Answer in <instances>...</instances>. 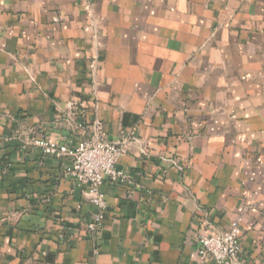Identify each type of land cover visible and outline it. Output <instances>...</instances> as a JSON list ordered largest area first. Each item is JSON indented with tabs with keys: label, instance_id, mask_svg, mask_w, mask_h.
Listing matches in <instances>:
<instances>
[{
	"label": "crops",
	"instance_id": "obj_1",
	"mask_svg": "<svg viewBox=\"0 0 264 264\" xmlns=\"http://www.w3.org/2000/svg\"><path fill=\"white\" fill-rule=\"evenodd\" d=\"M94 122L127 173L96 255L69 160L27 143ZM234 220L264 264V0H0V264H216L197 234Z\"/></svg>",
	"mask_w": 264,
	"mask_h": 264
},
{
	"label": "built area",
	"instance_id": "obj_2",
	"mask_svg": "<svg viewBox=\"0 0 264 264\" xmlns=\"http://www.w3.org/2000/svg\"><path fill=\"white\" fill-rule=\"evenodd\" d=\"M75 102L71 107H75ZM82 127V122H79ZM28 144L41 149L42 153L57 159L66 158L69 164L64 175L73 185L81 188L93 206V212L86 223V230L93 242V254L98 253V233L103 226L108 203L102 191L105 180L122 182L127 178L124 169L118 162L126 153L124 144H118L102 137L100 125L94 122L92 135L75 145L52 141L45 137H30ZM241 228L238 221H231L226 231L197 234L198 252L201 256L210 257L216 264H237L241 251Z\"/></svg>",
	"mask_w": 264,
	"mask_h": 264
}]
</instances>
